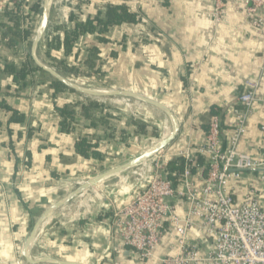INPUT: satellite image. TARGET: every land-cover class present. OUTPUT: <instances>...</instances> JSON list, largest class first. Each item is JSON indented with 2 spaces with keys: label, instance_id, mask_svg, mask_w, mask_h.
<instances>
[{
  "label": "crops",
  "instance_id": "1",
  "mask_svg": "<svg viewBox=\"0 0 264 264\" xmlns=\"http://www.w3.org/2000/svg\"><path fill=\"white\" fill-rule=\"evenodd\" d=\"M39 1L41 15L30 38L19 42L18 52L10 54V48L0 44L1 69L7 60L17 69L26 64L31 70L19 84L12 75L0 73V102L5 101L22 117L11 120L13 112L0 106V264H30L23 254L26 239L39 218L71 192L69 184L92 179L112 167L119 156L127 154L135 136L166 138L162 110L146 104L135 117L131 112L92 105L94 102L37 67L36 57L43 66L77 84L113 91V95L100 94L113 101L134 91L171 106L178 132L168 155L204 145L215 117L228 141L238 96L246 92L247 79L256 78L259 101L249 116L240 149L264 159V40L252 36L243 0H227L218 23L216 0H48L49 26L41 47L37 40L44 8ZM21 2L26 14L31 2L0 0V17ZM110 5H124L136 21L100 30L99 21L107 20ZM88 22L95 30L80 34L72 52L67 53L66 34ZM26 24L23 21L22 29ZM94 46L99 59L88 70L85 62ZM98 71L103 74L101 82ZM56 82L69 90H56ZM55 102L77 104L72 130L62 128ZM215 110L221 111L219 116ZM83 136L97 140V150L106 156L103 162L76 153L75 144ZM254 175L237 183V197L247 192L256 172ZM205 176L195 173L193 179L201 187ZM115 186L102 209V204L94 202L92 208H83L79 218H71L85 206V193L72 201L69 213L62 211L64 205L47 218L30 243L31 258L60 257L82 264H160L157 258L142 261L114 231L112 213L135 194L130 186ZM261 199L264 203V192ZM76 205L82 207L77 211ZM185 208L186 203L177 202L181 215L186 214ZM175 252L174 240L166 237L156 254Z\"/></svg>",
  "mask_w": 264,
  "mask_h": 264
},
{
  "label": "built area",
  "instance_id": "2",
  "mask_svg": "<svg viewBox=\"0 0 264 264\" xmlns=\"http://www.w3.org/2000/svg\"><path fill=\"white\" fill-rule=\"evenodd\" d=\"M227 0H216L215 18L220 21ZM253 37L264 40V0H243ZM234 109L235 121L228 141L219 118H213L207 142L197 149L164 156L154 174L133 198L115 209L111 225L120 241L142 261L157 258L160 264H264V159L240 149L248 131V119L259 101V80L249 78ZM203 156L199 165L195 155ZM182 157L189 164L176 181L169 177L168 160ZM196 169L195 172L193 169ZM253 183L242 198L237 183ZM205 178L200 187L194 175ZM258 173V174H257ZM177 202L186 203L185 215ZM174 240V255L158 257L157 248L166 238Z\"/></svg>",
  "mask_w": 264,
  "mask_h": 264
},
{
  "label": "trees",
  "instance_id": "3",
  "mask_svg": "<svg viewBox=\"0 0 264 264\" xmlns=\"http://www.w3.org/2000/svg\"><path fill=\"white\" fill-rule=\"evenodd\" d=\"M31 2V5L28 3V11L26 14L23 12L22 2L17 4L15 9L9 10L4 14V17L7 18V21L2 20L4 17H0V44L10 48L11 53L15 54L18 52V44L23 40H28L36 27V21L41 15V3L39 0H27ZM23 12V13H22ZM23 21L27 22L26 27L22 29ZM136 21V17L134 14H131L128 9L122 6L110 5L108 8V16L107 20L99 21L101 25V29H107L108 26H113L114 24H120L122 22H134ZM95 28L92 22H88L87 24H78L77 29L74 32H69L65 37V50L67 53L72 52L75 42L77 41L80 34L85 32H92ZM102 40V38L100 39ZM98 48L90 47L89 49V57L86 60V68L91 69L95 66V60L98 58ZM0 58V64H1ZM5 67L1 69L0 65V73H6L8 75H12L13 80L16 83H20L21 80H26L27 76L30 74L31 70L25 66L21 69H17L15 64L12 62H8L7 60L4 62ZM81 71L82 73L86 72V70ZM79 73V69L75 70ZM99 81H103V74L98 71L97 73ZM56 90H69L67 86L60 82H56L54 84ZM1 93V87H0ZM92 105H96L95 103H91ZM0 106L5 108L8 111L13 112V118L11 120H20L22 117L16 111H13L10 106L5 102L1 101ZM77 104H62L59 102H55V111L61 117V126L64 130L70 131L75 126V120L78 115L76 110ZM221 111L215 110L213 113L215 115L220 114ZM98 142L95 141L92 137L83 136L81 137L75 144V150L78 155L83 157H93L99 159L101 162L105 160V154L98 151ZM195 161L199 165H206L207 159L203 156L196 154ZM189 164L187 160L182 157H173L168 160L167 171L169 173V177L173 180H178L180 175L184 172L186 166ZM195 168L193 171L195 172Z\"/></svg>",
  "mask_w": 264,
  "mask_h": 264
},
{
  "label": "water",
  "instance_id": "4",
  "mask_svg": "<svg viewBox=\"0 0 264 264\" xmlns=\"http://www.w3.org/2000/svg\"><path fill=\"white\" fill-rule=\"evenodd\" d=\"M48 2H49L48 0H42V6L44 8V20H43V24L41 26V29L39 32V37L37 40V45L39 47H41L45 41L48 26H49ZM36 65L40 69H42L45 72H47L48 74H51L52 76L56 77L58 80H60L61 82H63L64 84H66L67 86L74 89L75 91H77L78 93H80L81 95L85 96L86 98H88L90 100H93L96 102H99V101L103 102V100L106 98V97L98 94L96 92V90L89 89V88L84 87L80 84H77L76 82L70 80L69 78L62 75L60 72L56 71L55 69L49 68L47 66H43L42 64H40L38 57H36ZM126 94H127V96H124L123 100L111 101V102H113V105L128 104V103L139 101V102H144L146 104L155 106L156 108L162 110L166 114V126H165L166 138L163 140H160L156 146H154L151 149L143 152L138 157L93 177L92 179L89 180V182L87 184L80 186L79 188H77L76 190L71 192L69 195H67L63 199L59 200L58 202H56L44 214V216L39 218V220L36 222V226H35L34 230L29 234L28 238L26 239L23 254H24V257L26 258V260L30 264H82V263H79V262H76L73 260H69L66 258H60V257H48V258H42L41 260H38V261H34L28 253V248H29L30 243L33 240L37 230L40 228V226L45 222V220L47 218H50L51 216H53V214L58 209H60L64 205H66L71 200L77 198L79 195H81L82 193H85L87 190H90L91 188H94L100 184H103L106 181H108L112 178H115V177L125 173L126 171H128V170H130L136 166H139L140 164L150 160L151 158H153L154 156L159 154L161 151H164L166 148H168L172 144V142L175 140V138L177 136V132H178V127H177V122L174 118V114H173L171 106L160 103L157 101V99L155 97H152V96H149L146 94H142V93H129L128 94V92ZM111 102H107V103H111ZM104 103H106V102H104ZM262 171H264V169Z\"/></svg>",
  "mask_w": 264,
  "mask_h": 264
},
{
  "label": "rangeland",
  "instance_id": "5",
  "mask_svg": "<svg viewBox=\"0 0 264 264\" xmlns=\"http://www.w3.org/2000/svg\"><path fill=\"white\" fill-rule=\"evenodd\" d=\"M89 89H93V90H97V89H100V87H87ZM130 92H128L129 94ZM131 93H134L131 92ZM135 93H138V92H135ZM87 100L91 101V102H94L96 104H98L99 106H102V107H109L110 109L113 110V108L115 110H117L118 113H120L121 111L123 112H131L132 114H134L135 117L137 116H140L141 114H139L137 112L138 108L140 107H146V103L144 102H132V103H128V106H126L125 104H117V105H113V99H108V98H105L102 101H99V102H96V101H93V100H90L87 98ZM106 102V103H104ZM107 102H111V103H107ZM141 109V108H140ZM139 109V110H140ZM113 112V111H112ZM161 121V119H160ZM159 123V122H158ZM162 130V129H161ZM163 131V130H162ZM160 141L159 138H154V137H147L145 136L144 138L142 137H136L135 136V139L133 140V143L132 145L128 148L127 150V154L123 155V156H119V158L117 159V162H115V164L112 165V167L108 168L106 171L112 169V168H115L119 165H122L136 157H138L139 155H141L143 152L151 149L152 147L156 146L157 143ZM168 148H166L164 151H161L159 154H157L156 156H154L153 158H151L149 163L150 167L148 166H143L144 163H142L141 165L139 166H136L128 171H126L125 173L115 177V178H112L108 181H106L105 183L103 184H100L98 186H96L95 189H93V191L90 190H87L85 193H82L81 195L85 194V198H86V204L85 206H83L79 212L76 214V215H70L71 218H79V216L82 214L83 212V208H92L94 202H96L98 205L100 204H104L105 202H108V198L110 196H112L111 193H113V185L115 186H123L124 184L126 186H130L133 188V193H136L138 191V189L143 186L144 184L147 183V181L149 180V178H151V176L154 174L156 168H157V165H160L162 162L165 163V160H167V158L164 159V156H166V152H167ZM150 168V169H149ZM91 179V178H90ZM89 178L88 179H81V180H78L76 181L75 183H71L69 184L68 186H70L71 188V192H73L74 190H76L77 188H79L80 186L82 185H85L89 182L90 180ZM115 186V187H116ZM69 192V194L71 193ZM68 194V195H69ZM81 195H79L78 197H80ZM77 197V198H78ZM76 199V198H75ZM74 200V199H73ZM71 200L70 202H68L65 207H63V212L65 213H69L71 211V206H72V201ZM102 204V205H103ZM104 208V205L101 206V209ZM61 214V213H60Z\"/></svg>",
  "mask_w": 264,
  "mask_h": 264
},
{
  "label": "bare ground",
  "instance_id": "6",
  "mask_svg": "<svg viewBox=\"0 0 264 264\" xmlns=\"http://www.w3.org/2000/svg\"><path fill=\"white\" fill-rule=\"evenodd\" d=\"M96 92L98 93V94H112L113 95V91L112 92H105V91H103V90H96ZM125 95H127V94H125ZM162 140V139H161ZM150 161H147L146 163H144V165L143 166H148V167H150V163H149ZM141 165V164H140ZM150 169V168H149ZM82 206H78V205H76V210L78 211L80 208H81Z\"/></svg>",
  "mask_w": 264,
  "mask_h": 264
}]
</instances>
